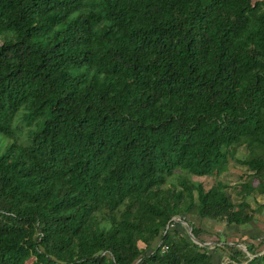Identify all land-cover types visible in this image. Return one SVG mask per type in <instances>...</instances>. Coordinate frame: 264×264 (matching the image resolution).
<instances>
[{"label": "trees", "instance_id": "1", "mask_svg": "<svg viewBox=\"0 0 264 264\" xmlns=\"http://www.w3.org/2000/svg\"><path fill=\"white\" fill-rule=\"evenodd\" d=\"M233 146L264 193V0H0V264H212Z\"/></svg>", "mask_w": 264, "mask_h": 264}, {"label": "rangeland", "instance_id": "2", "mask_svg": "<svg viewBox=\"0 0 264 264\" xmlns=\"http://www.w3.org/2000/svg\"><path fill=\"white\" fill-rule=\"evenodd\" d=\"M246 150L243 146H233L229 149V157L226 163V169L222 172L218 177L213 176L210 179H202L201 181L204 185H208L211 182H215L216 180H220L226 184L225 192L228 195L229 199L234 203L238 204L241 200L246 201L249 206L254 209L257 205H261L258 213H254L252 221L245 227H237L231 226L230 228H226L227 232L229 233L228 238H225L227 242H237V246L240 248H244L243 244L239 241L244 239V242H251L257 247V250L264 251V243H259V240L264 234V193L260 194L257 192H251L248 195H243L238 192L239 185L247 179V176L250 174L248 168L244 165H240L236 162V159L242 158L246 153ZM200 180V179H198ZM253 184L255 182L253 181ZM178 221V219H174V222ZM180 225L183 230L188 231L185 224L180 222ZM204 230L206 233L205 236L199 237L203 240V242L208 243V249L215 250L213 248V243L217 242L218 232L224 231L223 224H211V226ZM219 230V231H218ZM225 232V231H224ZM196 242V241H195ZM259 243V244H258ZM212 246V248H210ZM217 250V249H216ZM219 252V251H218ZM222 260L224 261V254L220 253L219 255ZM30 260L28 261V263Z\"/></svg>", "mask_w": 264, "mask_h": 264}, {"label": "crops", "instance_id": "3", "mask_svg": "<svg viewBox=\"0 0 264 264\" xmlns=\"http://www.w3.org/2000/svg\"><path fill=\"white\" fill-rule=\"evenodd\" d=\"M231 226H228V227H225V226H223V228L225 229L224 231H220V232H222L223 234H225L226 235V237L225 238H228V235H229V233L227 232V230H226V228H230ZM209 229V228H208ZM219 231V230H218ZM206 235V233H200V237H203V236H205ZM207 236V235H206ZM202 240V239H201ZM218 241H219V239H218ZM216 243L217 242H214L213 244L214 245H216ZM209 248V247H208ZM210 248H212V246H210ZM214 248V247H213ZM210 250V249H209ZM220 255V252H218V250H212V264H224V261L222 260V262H221V257L219 256Z\"/></svg>", "mask_w": 264, "mask_h": 264}, {"label": "built area", "instance_id": "4", "mask_svg": "<svg viewBox=\"0 0 264 264\" xmlns=\"http://www.w3.org/2000/svg\"><path fill=\"white\" fill-rule=\"evenodd\" d=\"M176 219V218H175ZM179 222H182V220L180 218H177ZM184 223V222H183ZM203 244L207 245L208 246V243L207 242H203ZM163 249H165V247H163Z\"/></svg>", "mask_w": 264, "mask_h": 264}]
</instances>
